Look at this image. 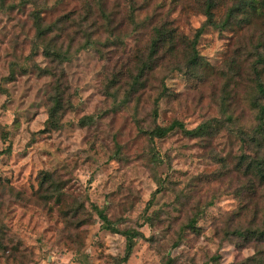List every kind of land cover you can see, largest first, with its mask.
I'll return each mask as SVG.
<instances>
[{
  "label": "rangeland",
  "instance_id": "1",
  "mask_svg": "<svg viewBox=\"0 0 264 264\" xmlns=\"http://www.w3.org/2000/svg\"><path fill=\"white\" fill-rule=\"evenodd\" d=\"M204 2L0 1V264H240L254 255L235 232L264 210V197L238 168L242 156L264 151L239 132L256 124L264 17L249 11L207 27L192 71L185 55L205 23ZM235 2L218 4L217 23ZM35 12L70 52L63 67L73 106L59 130L47 126L53 79L38 72L51 65L36 50ZM161 27L175 29L182 46L175 56L162 51L132 92ZM174 120L222 127L206 140L146 133ZM45 172L64 187L61 204L41 197ZM93 205L120 230L143 233L128 260L125 238L102 229Z\"/></svg>",
  "mask_w": 264,
  "mask_h": 264
},
{
  "label": "trees",
  "instance_id": "2",
  "mask_svg": "<svg viewBox=\"0 0 264 264\" xmlns=\"http://www.w3.org/2000/svg\"><path fill=\"white\" fill-rule=\"evenodd\" d=\"M0 1L3 3L5 0ZM221 1L223 0H205L204 2L203 14L206 18L205 23L197 30L193 41L188 43V53L185 55L186 63L192 71L197 70L202 64L197 47L199 39L207 27L226 28L237 18L239 13L247 15L249 11L255 13L261 12V15L264 17V0H235V4L227 12L226 18L219 24L215 20L214 10ZM33 16L34 26L36 28V50L42 47L43 56L49 61L51 66H55L46 68L38 67L40 75L53 79L49 97L50 105L47 126L49 130H59L64 115L73 106L69 92L70 87L68 86L67 76L63 67L65 63L70 61V52L64 50L62 46H58V38L55 36L54 28L44 24L40 13L35 12ZM48 37L50 40L46 41ZM180 42L178 41V35L175 29L161 27L154 30V37L150 44V61L144 62L139 69V74L133 78V82L131 83L132 92H138L139 89L144 87L142 78L147 71L152 72L157 66L156 57L162 51L171 56H175L179 47L182 46V42ZM85 48L83 47V49ZM256 64L253 70L256 75L257 89L260 95L259 98L252 102L256 124L250 131H240L239 133L243 143L248 145L250 149L257 148V150L264 151V83L262 82L260 69L257 67L264 65V53L260 52L258 54ZM155 105L158 108V99ZM154 115L157 116V110H155ZM86 120L88 121L86 124H92L94 122L93 118ZM221 127L218 120H212L200 124L195 129H187L184 123L174 120L167 125L154 126L151 130L146 131V133L152 140L165 139L175 132H181L191 139L206 140L214 137ZM238 169L244 178L248 180L252 193L257 196L262 192L264 197V158L255 159L249 155L242 156ZM63 188L61 182L56 180L54 173L45 172L42 174L38 190L41 197L44 198L43 200L48 202L54 199L56 203L61 204ZM92 207L102 224L103 230L121 235L125 238L126 248L124 260H128L137 242L144 238L143 233L134 228L120 230L104 210L98 208L96 205ZM75 215H77V212H75ZM191 228H195V221L192 222ZM235 234L243 240L245 246L251 245L255 250L253 256L247 258L240 264H264V210L255 211L251 221L245 227L238 229ZM171 262V260H168L165 264H171Z\"/></svg>",
  "mask_w": 264,
  "mask_h": 264
}]
</instances>
